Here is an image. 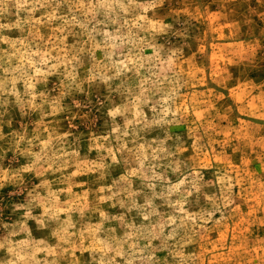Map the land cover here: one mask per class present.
Returning a JSON list of instances; mask_svg holds the SVG:
<instances>
[{
	"label": "rangeland",
	"instance_id": "rangeland-1",
	"mask_svg": "<svg viewBox=\"0 0 264 264\" xmlns=\"http://www.w3.org/2000/svg\"><path fill=\"white\" fill-rule=\"evenodd\" d=\"M0 264H264V0H0Z\"/></svg>",
	"mask_w": 264,
	"mask_h": 264
}]
</instances>
